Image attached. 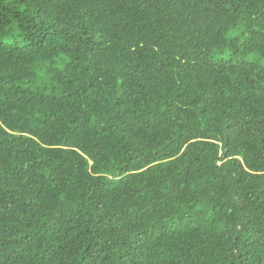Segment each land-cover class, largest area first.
<instances>
[{
  "label": "trees",
  "instance_id": "16d2710c",
  "mask_svg": "<svg viewBox=\"0 0 264 264\" xmlns=\"http://www.w3.org/2000/svg\"><path fill=\"white\" fill-rule=\"evenodd\" d=\"M0 264H264V0H0Z\"/></svg>",
  "mask_w": 264,
  "mask_h": 264
}]
</instances>
